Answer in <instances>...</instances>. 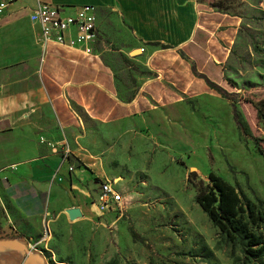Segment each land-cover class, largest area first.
<instances>
[{
	"label": "crops",
	"instance_id": "1",
	"mask_svg": "<svg viewBox=\"0 0 264 264\" xmlns=\"http://www.w3.org/2000/svg\"><path fill=\"white\" fill-rule=\"evenodd\" d=\"M38 3L64 15L90 6L95 25L96 13H113L134 43L129 51L140 50L134 59L112 51L141 71L136 90L120 96L130 67H115L97 26L91 54L43 50L28 17ZM215 14L195 0H14L0 10V264H49L40 244L54 220L69 208L81 213L74 223L94 216L98 182L119 192L115 178L127 176L130 157L181 161L170 155L175 147L191 154L186 104L210 96L206 80L219 87L228 55L231 26ZM60 145L67 158L54 151Z\"/></svg>",
	"mask_w": 264,
	"mask_h": 264
},
{
	"label": "rangeland",
	"instance_id": "2",
	"mask_svg": "<svg viewBox=\"0 0 264 264\" xmlns=\"http://www.w3.org/2000/svg\"><path fill=\"white\" fill-rule=\"evenodd\" d=\"M195 1L216 18L225 15L231 26L219 83L226 98L213 91L186 104L192 152L181 157L175 147L170 154L181 161L162 153H150L147 160L139 153L126 161L128 171L137 172L115 178L122 208H97L94 216L76 223L66 214L55 219L48 240L40 244L49 264H264V221L250 225L260 238L252 248L263 247L260 256L251 257L246 239L238 235L228 241L194 200L212 172L234 188L243 204L264 214V155L255 147L258 143L264 151V0ZM96 26L103 38L98 44L115 56L117 69L125 64L112 51L138 57L128 56L134 43L113 13H96ZM140 73L131 67L125 71L128 91L122 98L136 90ZM231 106L247 135L237 129ZM130 232L142 242L132 240Z\"/></svg>",
	"mask_w": 264,
	"mask_h": 264
},
{
	"label": "built area",
	"instance_id": "3",
	"mask_svg": "<svg viewBox=\"0 0 264 264\" xmlns=\"http://www.w3.org/2000/svg\"><path fill=\"white\" fill-rule=\"evenodd\" d=\"M14 0L0 3V10ZM30 22L38 28V42L45 50L47 45L55 44L66 48H74L84 54H91L97 40L94 9L87 5L76 6L72 14L64 15L50 4L38 3L29 10ZM54 151H60L64 158L69 149L60 145ZM122 195L117 192L108 180L99 181L93 203L102 211L122 208Z\"/></svg>",
	"mask_w": 264,
	"mask_h": 264
},
{
	"label": "trees",
	"instance_id": "4",
	"mask_svg": "<svg viewBox=\"0 0 264 264\" xmlns=\"http://www.w3.org/2000/svg\"><path fill=\"white\" fill-rule=\"evenodd\" d=\"M122 61L127 67H132L131 63L122 56ZM135 69V68H134ZM206 83L215 92L220 94L223 98L226 96L221 89L209 83ZM232 118L235 121L234 107L231 106ZM238 130L242 129V133L247 135V126L240 127V124L235 121ZM255 147L260 155H264L263 148L255 143ZM208 184L204 189L197 191L194 200L200 210L207 216L214 227L222 233L230 242L235 240L236 236L241 235L247 241L246 254L251 257H258L263 251V247L252 248L260 245L259 236L254 235L250 231V225H256L264 221V214L258 212L250 203L243 204L234 188L224 181L221 177L209 172L207 174ZM132 240H142L133 232H130Z\"/></svg>",
	"mask_w": 264,
	"mask_h": 264
},
{
	"label": "water",
	"instance_id": "5",
	"mask_svg": "<svg viewBox=\"0 0 264 264\" xmlns=\"http://www.w3.org/2000/svg\"><path fill=\"white\" fill-rule=\"evenodd\" d=\"M139 53H140L139 49H133L128 52V56L132 57V56L138 55ZM64 212L67 215L68 220L70 221L76 218H79L81 216V213L77 208H69V209H66Z\"/></svg>",
	"mask_w": 264,
	"mask_h": 264
}]
</instances>
